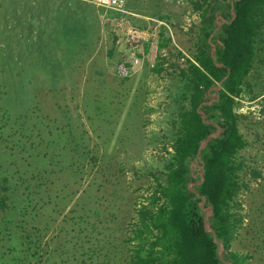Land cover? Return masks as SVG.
I'll use <instances>...</instances> for the list:
<instances>
[{"label": "rangeland", "instance_id": "374dc122", "mask_svg": "<svg viewBox=\"0 0 264 264\" xmlns=\"http://www.w3.org/2000/svg\"><path fill=\"white\" fill-rule=\"evenodd\" d=\"M48 1L45 9L42 2L39 7L44 29L41 18L27 31L7 20L3 24L11 45L2 49L7 69L0 71V192L6 198L0 202V264H132L139 245L145 254L155 240L156 231L146 227L140 212L157 211L164 201L153 203L156 178L165 182L184 90L180 70L196 51L195 0H167V8L159 3L150 8L171 30L160 27L156 57L127 79L115 75L117 57L106 54L116 33L114 20L142 23L108 11L101 18L106 40L87 63L82 55L89 50L80 49L78 56L76 41L64 40L80 34L77 28L88 19L94 22L93 7L85 0H54L60 8L49 11ZM133 2L128 6L143 10L142 1ZM67 5L76 10L75 29L68 16L73 7ZM9 7L17 9L19 0H0V14ZM87 35L94 37L90 29ZM163 39L169 43L159 48ZM84 40L80 44L90 41ZM4 67L5 53L0 70ZM244 88L237 111L248 145L237 160L245 186L235 204L243 222L231 248L246 257L245 264H264L261 40Z\"/></svg>", "mask_w": 264, "mask_h": 264}, {"label": "trees", "instance_id": "16d2710c", "mask_svg": "<svg viewBox=\"0 0 264 264\" xmlns=\"http://www.w3.org/2000/svg\"><path fill=\"white\" fill-rule=\"evenodd\" d=\"M193 2L199 37L192 59L180 70L184 90L166 179L156 178L153 203L164 201L157 211L140 212L146 227L156 231L155 240L145 254L139 245L132 264L246 262L231 248L243 222L235 210L245 186L237 155L248 145L237 108L258 43L264 42V0ZM166 45L163 39L159 48ZM5 199L0 192V202Z\"/></svg>", "mask_w": 264, "mask_h": 264}, {"label": "crops", "instance_id": "0c3cea01", "mask_svg": "<svg viewBox=\"0 0 264 264\" xmlns=\"http://www.w3.org/2000/svg\"><path fill=\"white\" fill-rule=\"evenodd\" d=\"M53 1L54 0L48 1L49 3L47 4V6L49 8V11H51L52 9L56 10V9L60 8L59 4L58 3L53 4ZM59 1H61V0H59ZM140 1L143 2V5H144V8H142L143 10L138 9L135 6H128V4H127V12H128L127 15L133 16V17H131V19L135 20V21H139L140 23L143 24V26H148L150 24V22L152 21V19H154L153 17H161V16H156V15L151 14L154 12V10H151L150 8H152L153 6H156L158 3L164 5V3L167 0H159V1L134 0V2H140ZM41 2L43 3V8L45 9L44 0H29V1L19 0V7L17 9H15V8L13 9L12 7H9V8L4 9L3 13L0 14L2 16H5L4 21L3 20L0 21V56H1V54L5 53V67L3 68V70H0L1 74L6 73V69H7L6 68L7 67L6 66L7 65L6 64V52L2 51V49L7 48L8 46L10 47V45H11L10 34H8L9 33L8 31H7L8 35L6 34V30L3 29V24L6 23V20H7L10 24L11 23L15 24V26H17V27L20 26L22 29L25 28V30L27 31L28 28H29V30H32L31 28L37 24V20L41 18L43 20L42 24H43V29H44V24H45V22H44L45 20L43 18L44 15L43 16L41 15V13H40L41 10L39 8L41 5ZM29 3H31V6H33V7H31L29 5ZM83 3H88L93 7L94 16H95L94 22L89 21V19H88L89 22L87 21V23H84L82 26H79L77 28V26L75 25L76 20L74 18L76 15V10H75L74 6H72L73 7V13L68 14L69 17L71 15L73 16L72 22H74V23H71L72 24L71 27L74 29L75 28L81 29V33L78 35L76 33L75 36L66 37L67 40H64V41H68L69 43H75V41H76L77 44H75L76 48H74V49H78V50H77V52H74V54L79 53L80 49L82 51L83 50H89V52L87 53V56H85L84 54L82 56L86 60L87 63H91L92 60H94L95 56L97 55L98 50L101 49V46L103 45L102 42L104 40H106L107 26H106V24H104V22L101 20V18L104 19L107 12L102 10L103 13H101L102 11L97 6L94 7L92 5V4H94L93 0H92V2L90 0H87V1L85 0V1H83ZM164 6L166 7V5H164ZM72 7L70 8V6L67 5L66 9H72ZM79 8H81V7H79ZM163 11L165 12V10H163ZM111 13H113L115 16H119V17L122 16V15H119V14L114 13V12H111ZM14 14L19 16L18 20L16 18L10 19V17ZM110 19H112V18H110ZM34 21H36V24H34ZM82 27H83V29H82ZM87 28L90 29V32L92 34H94L93 38L88 37V35H87L88 29ZM60 30H62V28H60ZM84 37H86L88 39V41L89 40L90 41L80 44L81 40H82V42L85 41ZM6 39L8 40L7 42L9 43V45H6ZM116 41H117V30H116V33L112 36V44H110V48L108 49V51L106 53L107 56L117 57ZM61 47L64 48V46L62 44H61ZM69 48H73L72 44L70 45ZM79 55H80V53L78 54V56ZM8 69L10 70L9 67H8Z\"/></svg>", "mask_w": 264, "mask_h": 264}, {"label": "built area", "instance_id": "2783aa9c", "mask_svg": "<svg viewBox=\"0 0 264 264\" xmlns=\"http://www.w3.org/2000/svg\"><path fill=\"white\" fill-rule=\"evenodd\" d=\"M184 2L186 0H178ZM93 3L105 12L126 15L128 0H93ZM117 30V62L115 75L120 79L130 78L135 70L142 68L145 62L152 63L157 54L158 30L166 27L171 30L163 19H153L148 26L126 24L127 20L116 18Z\"/></svg>", "mask_w": 264, "mask_h": 264}]
</instances>
